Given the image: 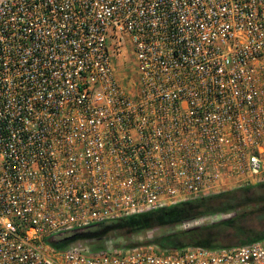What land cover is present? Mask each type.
Segmentation results:
<instances>
[{
    "label": "built area",
    "instance_id": "2783aa9c",
    "mask_svg": "<svg viewBox=\"0 0 264 264\" xmlns=\"http://www.w3.org/2000/svg\"><path fill=\"white\" fill-rule=\"evenodd\" d=\"M260 183L264 0H0V264H264V239L47 242Z\"/></svg>",
    "mask_w": 264,
    "mask_h": 264
},
{
    "label": "trees",
    "instance_id": "16d2710c",
    "mask_svg": "<svg viewBox=\"0 0 264 264\" xmlns=\"http://www.w3.org/2000/svg\"><path fill=\"white\" fill-rule=\"evenodd\" d=\"M222 215H226V218L209 224L181 230L171 229L208 216ZM155 229L167 230L156 234L148 242V245H154L160 251L189 246L205 249L243 246L264 239V183L95 224L67 233L55 244H50L62 249L78 240L91 241L97 244L92 246V252H99L103 249L105 237L110 233L135 235Z\"/></svg>",
    "mask_w": 264,
    "mask_h": 264
},
{
    "label": "rangeland",
    "instance_id": "374dc122",
    "mask_svg": "<svg viewBox=\"0 0 264 264\" xmlns=\"http://www.w3.org/2000/svg\"><path fill=\"white\" fill-rule=\"evenodd\" d=\"M113 67L114 72L119 84L126 89L129 93H134L136 90V70L134 65L133 53L130 45L126 44L120 55L118 57H114L113 59ZM226 218V215L222 216H208L202 219H198L189 223H185L181 226L173 227L172 230H181L188 229L195 226L205 225L212 222H216L220 219ZM167 231L163 230H151L147 232H141L135 235H124L119 232L110 233L105 237V240L102 243V251L105 252H113V251H125L128 249H132L139 246H148V242L152 237L156 236V234H160L161 232ZM61 238H52L53 241H57ZM75 245H80L88 248L89 251H92V246H96L97 244L91 241H75L73 242ZM154 246V245H152ZM156 247V246H155ZM157 248V247H156ZM158 249V248H157ZM159 250V249H158Z\"/></svg>",
    "mask_w": 264,
    "mask_h": 264
},
{
    "label": "water",
    "instance_id": "95a60500",
    "mask_svg": "<svg viewBox=\"0 0 264 264\" xmlns=\"http://www.w3.org/2000/svg\"><path fill=\"white\" fill-rule=\"evenodd\" d=\"M47 242H48V243H51V244H55V243H56L55 241L52 240V238H48V239H47Z\"/></svg>",
    "mask_w": 264,
    "mask_h": 264
}]
</instances>
